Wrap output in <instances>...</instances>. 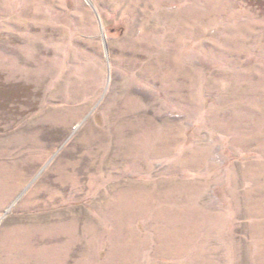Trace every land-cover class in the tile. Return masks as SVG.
I'll return each instance as SVG.
<instances>
[{"label": "rangeland", "instance_id": "374dc122", "mask_svg": "<svg viewBox=\"0 0 264 264\" xmlns=\"http://www.w3.org/2000/svg\"><path fill=\"white\" fill-rule=\"evenodd\" d=\"M0 264H264V0H0Z\"/></svg>", "mask_w": 264, "mask_h": 264}]
</instances>
